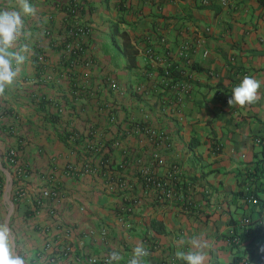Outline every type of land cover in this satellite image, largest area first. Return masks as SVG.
<instances>
[{
	"label": "crops",
	"instance_id": "crops-1",
	"mask_svg": "<svg viewBox=\"0 0 264 264\" xmlns=\"http://www.w3.org/2000/svg\"><path fill=\"white\" fill-rule=\"evenodd\" d=\"M69 1L28 0L36 11L23 17L16 45L26 59L0 95V224L8 228L11 255L25 264H90L88 256L108 258L116 250L119 264H127L134 246L143 243L150 253L145 264H185L176 251L190 250V240L200 238L206 264H226L240 249L227 243L226 231L242 215L262 232L256 237L261 243L264 210L239 191L249 182L245 172L254 155L261 154L254 139L264 136V0H227L225 6L217 0H75L79 17L91 27L83 46L93 63L85 71L61 56ZM14 8L17 0H0V9ZM112 28L129 35L136 49L131 65ZM105 35L118 44L119 56L105 49ZM181 40H199L187 63L177 55ZM146 44L187 75L190 94L178 104L160 106L165 94L155 69L162 63L143 53ZM246 75L260 80L259 99L229 106L233 88ZM109 79L116 91L107 90ZM108 114L117 129L104 119ZM136 124L166 130L169 141L152 167L163 176L178 164L183 200L154 199L129 166L118 165L124 154L152 162L153 149ZM72 130L79 133L74 142L64 135ZM113 137L116 148L102 146ZM107 156L109 164L102 165ZM45 188L55 196H43ZM132 199L125 228L117 216Z\"/></svg>",
	"mask_w": 264,
	"mask_h": 264
},
{
	"label": "built area",
	"instance_id": "built-area-1",
	"mask_svg": "<svg viewBox=\"0 0 264 264\" xmlns=\"http://www.w3.org/2000/svg\"><path fill=\"white\" fill-rule=\"evenodd\" d=\"M202 3H207L208 0H202ZM217 2L225 6L227 3V0H217ZM64 7V19L62 22V32L63 35L66 37L67 41L64 43L62 49H61V56L66 62L68 66H74L78 65L82 68V70H87L93 63L92 57L88 55V53L84 50V43L88 40V38L91 36V27L89 24H86L82 22L81 18L79 17V6L77 4V1L70 0L69 2L65 3ZM209 28L206 27L205 30H208ZM45 33H48V31H45ZM199 40L194 41L193 43L189 44L185 40L179 41L177 44V55L179 58H181L186 63L189 62L190 53L199 45ZM142 51L145 55L149 57V59L153 62L159 63L160 67L155 69L156 74L159 76L158 84L160 89L164 92L165 96L162 98L160 102V106L163 107L165 105H171L173 102L178 104L181 100H183L185 97H187L190 94V83L188 81L187 75H182L179 73H176L173 69V67L168 63V61L162 60V56H157L149 45H144L142 47ZM201 54L205 55L207 50L201 49ZM244 74V73H243ZM83 75H86L84 72ZM235 83V82H234ZM234 85V84H233ZM118 88L116 82L113 79H109L107 82V90L108 91H116ZM139 87H135V91H137ZM215 94L220 97H225V95L222 92V89L217 88L215 91ZM166 99V102H165ZM107 119L110 122H113L114 128L117 129L119 127L118 121L114 118L113 115H109L108 117L104 118ZM135 129L140 130L145 134L147 139L150 142V145L153 149V152L150 153L151 158V164H143L141 162V158L137 155H130V158H128L127 154H124L120 161L118 162V165L120 167L123 166H129L131 170L138 175L140 179V183L143 188V192L147 195H152V197L158 201H170V199H175L177 201H181L184 199V193H182V184L181 181L178 180V174H179V166L177 163H172L168 166L166 172L163 174V176L157 175L152 165L156 164L160 161L158 156V149L162 146H166L167 142L169 141L168 134L165 129L163 128H155L150 126H144V125H135ZM91 132L90 129H87L85 131V135ZM78 132L72 130L67 133L66 140L72 141L77 138ZM254 140H256L258 143H260V155H264V136L262 138L256 137ZM88 144L89 148H92V141L86 142ZM119 144V140L115 137H113L109 144H103L102 146H106L107 149H113L116 148ZM218 145L215 144V146L212 148V150H217ZM109 149V150H110ZM8 160L10 162L13 161V151H8L7 153ZM128 159H130V162H128ZM102 165L109 164L108 163V156L104 158V160L101 162ZM84 167H88L86 164ZM16 174H20V170H16ZM117 185L122 186L123 183L120 180H117ZM109 188H111V184H109ZM41 194L46 197H54L55 193L54 191L45 188L42 189ZM246 201L255 202V197L251 195H247L243 197ZM136 202V200L132 199L127 203L125 206H123L122 213H119L117 216V219L121 222V224L128 228L130 226V221L126 217L127 214H129L132 211L133 204ZM264 210V204L262 206ZM254 225H252V222L250 220V217L248 215H242L241 218L238 221V224L236 226H230L228 227L226 231V241L230 246H236L241 248L240 244H242L247 238V233L252 230ZM101 234H104V230L100 231ZM50 243H48L49 245ZM264 246V240L261 242V245L258 247L259 255L254 262V264H264V253L260 252V248ZM235 255L233 253L232 257ZM231 257V258H232ZM231 260V259H230ZM107 257H96L94 255L87 257V262L90 264H106ZM232 264H247L245 260L242 258L232 261Z\"/></svg>",
	"mask_w": 264,
	"mask_h": 264
},
{
	"label": "clouds",
	"instance_id": "clouds-1",
	"mask_svg": "<svg viewBox=\"0 0 264 264\" xmlns=\"http://www.w3.org/2000/svg\"><path fill=\"white\" fill-rule=\"evenodd\" d=\"M18 8L0 9V95L6 88L11 87L19 75L20 65L26 59L22 54L23 49L16 48L17 42L23 34L25 15H34L35 8L28 0H17ZM261 87L260 80L246 75L242 81L233 88L227 103L229 106L239 105L241 107L255 103L258 90ZM191 248L188 251L177 250L175 256L185 264H206L208 254L206 245L200 238L190 240ZM264 253V246L260 248ZM150 255L149 250L143 243H138L132 249L131 258L127 264H145V257ZM122 259L119 251L113 250L109 253L106 264H119ZM0 264H25L21 257H14L10 253L8 242V228L0 224Z\"/></svg>",
	"mask_w": 264,
	"mask_h": 264
},
{
	"label": "trees",
	"instance_id": "trees-1",
	"mask_svg": "<svg viewBox=\"0 0 264 264\" xmlns=\"http://www.w3.org/2000/svg\"><path fill=\"white\" fill-rule=\"evenodd\" d=\"M112 33L113 35L117 34L119 36L121 52L125 56L128 65H131L136 55V49L130 42L129 35L125 31H117L115 28H112ZM64 135L67 136V132H65ZM254 156L256 159L253 163V167L249 171L245 172V176L249 178V182L247 186L241 189L239 192H241L243 197L247 195L255 197V202H252L251 204L258 206V208H262L264 204V155L259 156L255 154ZM255 179H259V181L256 182ZM246 202L250 203L251 201ZM150 224L152 226L155 225L154 222H150ZM258 236H262V232L253 226L252 230L247 233V239L242 244H240L241 248L234 251L235 255L226 264H232V261L240 258L245 260L247 264H254L259 255L258 247L261 245V243L256 239Z\"/></svg>",
	"mask_w": 264,
	"mask_h": 264
},
{
	"label": "rangeland",
	"instance_id": "rangeland-1",
	"mask_svg": "<svg viewBox=\"0 0 264 264\" xmlns=\"http://www.w3.org/2000/svg\"><path fill=\"white\" fill-rule=\"evenodd\" d=\"M106 40V44H105V49L114 57L119 56V52H118V44L113 43L109 36L105 35Z\"/></svg>",
	"mask_w": 264,
	"mask_h": 264
}]
</instances>
